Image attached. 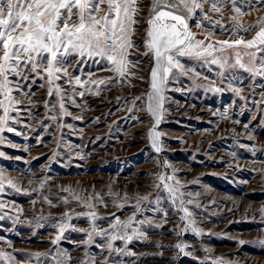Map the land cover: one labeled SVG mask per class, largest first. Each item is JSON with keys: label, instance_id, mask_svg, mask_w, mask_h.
I'll use <instances>...</instances> for the list:
<instances>
[{"label": "rangeland", "instance_id": "374dc122", "mask_svg": "<svg viewBox=\"0 0 264 264\" xmlns=\"http://www.w3.org/2000/svg\"><path fill=\"white\" fill-rule=\"evenodd\" d=\"M150 3H140L143 12L138 19L142 22L133 39L141 47L128 57L140 61L129 66L134 75L119 83L113 79L107 87L101 85L97 95L91 80L115 77V72L108 70L112 65L99 58L85 57L79 64L68 58L73 61L68 66L70 75L87 81L84 87L74 80L69 85L67 77L55 81L76 101L73 104L65 99L70 115L61 112L59 95L48 96L47 77L27 81L9 77L12 85H19L12 95L21 103L9 110L7 126L14 131L0 132V152L4 153L0 156V204L6 206L0 208V251L13 258L0 259V264H217V258H222L219 264H264V247L249 243L264 236L257 211L264 207V172L259 171L264 170V76L230 67L235 63L233 49L178 57L186 68L201 75L193 78L177 73L173 78L170 74L156 127L161 133V151L157 153L148 136L155 123L147 111L153 58L142 55ZM230 4L222 6V13L210 12L211 22L200 10L195 11L188 20L195 40L212 33L205 46L211 43L219 49L215 42L237 38L234 32L246 40L255 35L237 29L236 24L247 28L264 19V5L257 4V12L249 0H238L242 12L250 13L242 17ZM209 8L210 4L204 5V11ZM232 16H237V21L228 20ZM216 18L223 29L219 24L212 27ZM196 23L205 26L196 28ZM257 57L261 58L260 52ZM213 59L221 63L213 64ZM225 59L227 64L221 67ZM248 60L243 57L244 63ZM236 88L241 89L239 96L233 90ZM81 91L83 97L76 95ZM135 97L142 99L134 107ZM53 115L58 119L52 120ZM160 175L175 177L165 183L184 194L183 207L193 212L189 219L197 220L200 235L190 228L183 230L179 199L172 203L158 180ZM9 179L20 191L7 183ZM74 194L81 197L79 202ZM90 195L97 198L88 201L92 204L88 208L85 200ZM143 196L148 199L138 200ZM188 199L194 203L189 205ZM88 212H95L96 219L83 215ZM113 214L121 221L134 216L136 221L151 220L152 225L133 223L132 228L118 227L113 233L109 227L115 223ZM61 224L68 225L63 233ZM101 230H108L109 236L99 235ZM125 232L131 240L118 238L107 248L112 234ZM57 235L61 238L53 244ZM240 240L245 244H239ZM36 252L46 255H32Z\"/></svg>", "mask_w": 264, "mask_h": 264}, {"label": "snow or ice", "instance_id": "6c2138e0", "mask_svg": "<svg viewBox=\"0 0 264 264\" xmlns=\"http://www.w3.org/2000/svg\"><path fill=\"white\" fill-rule=\"evenodd\" d=\"M228 2L232 4V11L239 16L250 15V13L242 12L241 8L237 6L238 0H151L146 20L148 25L145 32L146 38L142 45L146 51L142 55L153 58V66L150 71L151 91L147 94V111L152 115L155 123L148 136L152 142L151 146L157 153L161 151L159 145L161 133L156 131V127L161 120L160 112L164 101L162 93L170 74L173 75V78L177 73L193 78H199L201 75L191 67L186 68L178 57H201L205 53L211 55L212 51L223 52L227 49H233L235 63L230 67H238L253 76H264V19L258 20L247 28L237 22V29L247 33L255 32V35L246 40L239 37L237 32H234L232 35L237 38L215 42L221 46L219 49H215L211 43L205 46V40H208L212 33L205 36L204 40H195V33L190 30L188 20L192 18L196 10H200L204 19L211 22L212 17L209 13H222V6ZM140 3L141 0H0V110L3 112L0 115V132L5 130L8 132L14 131L12 127L7 126L9 110L14 105L21 103L12 95L13 88L19 89V85H12V81L9 79L10 76L24 81L35 78L45 79L47 77L48 96L59 95L61 112L70 115L65 108V99L71 98L67 96V90H62L59 85L55 84V81L67 77L69 85L74 80L75 84L81 87H84L87 81H81L79 76L70 75L68 66H71L73 61L69 60V57H73L77 64L82 63L83 59L88 57L107 60L112 65V68L108 70L115 72V77L91 80V83L96 87L97 95L101 85L107 87L113 79H116L119 83L122 78L134 75V73L129 72V66H135L140 61H132L128 57L132 51L141 47L133 39L134 36L138 35L137 25L142 22L141 19H138V16L143 12ZM205 4H210L207 11H204ZM249 4L253 10L258 11L256 5H264V0H255V3H251V0H249ZM230 20L237 21V16L230 17ZM217 24H219V21L212 24V27L215 28ZM204 26L202 23L195 24L196 28ZM219 26L222 29L225 27L223 24H219ZM193 40H195V43H193ZM241 48L245 51L241 52L239 50ZM257 52L261 53L259 59ZM244 56L249 57L247 64L243 61ZM211 63L218 64L221 62L219 59H213ZM224 64H227L226 59L221 67ZM43 86L41 85V87ZM88 90L91 91V89ZM214 90L221 91L220 88ZM233 90L238 96L240 95L241 89L236 88ZM76 95L83 97L84 92H78ZM141 99L142 97L134 98V107L135 102ZM71 102L76 103L74 99H71ZM45 107H48L47 102ZM53 107L55 106L53 105ZM128 111L131 112L133 109H128ZM51 119L55 121L58 117L53 115ZM244 127L247 129L248 125L245 124ZM249 139H253V137L249 136ZM2 142V139H0V143ZM3 155L4 153L0 152V156ZM164 163L167 166L166 162ZM259 171L264 172V170ZM173 179H175L174 176L165 177L160 175L158 177V180L172 198V203L175 204L179 199L181 210L184 212V215L180 217L182 221H185L183 230L187 231L190 228L193 233L200 235L201 229L196 226L197 220L195 218L189 219L193 216V212L189 208L183 207L185 203L184 194L179 192L178 188L165 183L166 180ZM7 183L20 191L12 179H9ZM179 183V180L176 179V184ZM154 186L159 188L160 184ZM40 187L43 188L44 184L41 183ZM2 190L3 181L0 180V191ZM62 191L70 192L72 190L63 188ZM97 196H88L85 200V206L91 208L92 204L88 201L96 199ZM74 199L79 202L81 197L74 194ZM147 199L148 196L138 197V200ZM44 200L48 204H52V200L48 197H44ZM65 202L67 201L65 200ZM187 203L191 205L194 201L188 199ZM4 207L6 206L0 204V208ZM196 207H200V205L197 203ZM257 211L260 214L261 224H264V207L259 208ZM64 215L68 216V213ZM83 215L91 217L93 220L96 219L95 212H88ZM114 219L115 223L109 225L113 233L116 232L118 227L122 230L130 229L133 223L152 225L151 220L136 221L134 216L128 221H121L115 216ZM161 226V224L155 225L157 228ZM66 227L68 225L61 224L59 226L60 233H63ZM134 231L139 236H144V233L139 229ZM98 234L108 237L109 231L101 230ZM88 237L89 242H91V233H88ZM60 238V235H57L52 243L56 244ZM118 238L131 240L132 236L126 232L119 236L112 234L107 248L111 249V241ZM249 243L264 247V236ZM239 244L243 245L245 241L240 240ZM176 247L184 252L182 245L177 244ZM32 255L40 257L46 255V253L36 252ZM0 259L9 260L13 258L10 253L0 251ZM221 259L217 258V264Z\"/></svg>", "mask_w": 264, "mask_h": 264}, {"label": "bare ground", "instance_id": "6f19581e", "mask_svg": "<svg viewBox=\"0 0 264 264\" xmlns=\"http://www.w3.org/2000/svg\"><path fill=\"white\" fill-rule=\"evenodd\" d=\"M230 5H232V4H230ZM258 6V5H257ZM227 12H228V10H227ZM258 12V11H257ZM224 13V12H223ZM251 13H252V11H251ZM230 15V14H229ZM254 15V14H253ZM256 15V14H255ZM201 16H202V14H201ZM219 16V15H218ZM227 16V15H226ZM231 16V15H230ZM243 17V16H242ZM217 19V18H216ZM215 19V20H216ZM219 19H220V17H219ZM218 20V19H217ZM228 20H230V19H228ZM242 20V19H241ZM247 20V19H246ZM219 21V20H218ZM221 22H222V20H221ZM225 22V21H224ZM253 22V21H252ZM232 25V24H231ZM230 28V27H229ZM211 30H212V28H211ZM219 30V29H218ZM235 31V30H234ZM216 33V32H215ZM213 34H214V32H213ZM217 34V33H216ZM219 34V33H218ZM233 34V33H232ZM215 35V34H214ZM221 35V34H220Z\"/></svg>", "mask_w": 264, "mask_h": 264}]
</instances>
